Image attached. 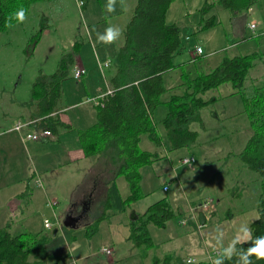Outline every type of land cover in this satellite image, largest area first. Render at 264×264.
<instances>
[{
	"label": "rangeland",
	"instance_id": "obj_1",
	"mask_svg": "<svg viewBox=\"0 0 264 264\" xmlns=\"http://www.w3.org/2000/svg\"><path fill=\"white\" fill-rule=\"evenodd\" d=\"M135 1L136 0H126V7L122 8L119 4V0H117L116 11L109 14L104 10L106 0H39L32 3L27 10V19L24 23L17 24L14 22L12 28L7 27L5 30L0 31V142L3 137L6 136L4 133H8L11 137L13 136V132L4 131L9 126L10 127L6 131H15L20 136H18L19 140L14 138L15 144H17V141H21L18 151L16 149V156H14L11 161L10 159H6L12 164L11 171L8 174L9 176L7 175L6 178L13 180L14 183L10 184L9 186L11 187L9 188L0 183V224H5L3 226H6V223H9L10 226L8 228L11 232L52 231L54 227H57V225H54V218L50 214V211L43 206H35L32 211L26 213L27 215L24 214L23 217H19L18 214L16 219L15 217L10 218L9 215L6 216L9 210L6 195L12 191L17 192L22 187V185L18 183L19 178L25 177L24 181L28 183L34 180L33 168L37 166L36 160L41 158V155L42 157L43 155L46 157V154H52L50 151L52 149L51 144L44 146L43 144L48 143L37 142L42 138L34 140L22 138L26 131H37L38 129L35 126L25 124L19 131L10 130L18 121H25V119H20L22 116L20 114L24 112L26 115L28 112L32 114V110L36 108L34 104H31L32 100L30 96L31 86L35 78L40 73H50L56 70L62 56L66 52L71 51L76 44L75 41H78V43H81H79L80 47L78 46L79 52L74 55V62H72V64L76 62L75 57L77 58V56H80L81 61L88 67L87 73L84 74V77L81 79L85 81L88 73L92 70L89 68L91 67L90 60L91 62L94 61L96 70L93 71V77L100 81V84L95 85V88H104L105 85L101 74L103 73L108 77L110 71L111 73L113 72L114 67H105L99 70L97 65L98 60L93 55L92 50L97 48V57L102 58L109 53L108 50H102V45L112 49L118 46V43L122 41L123 35L113 44H100L96 42L95 34L96 32H103L104 29L109 26V23L117 25L124 30L125 24L133 12ZM176 1L178 0H173L171 2L168 10ZM184 1L185 5L181 6L180 4L178 8L175 3L171 10V12L175 10L174 13L177 15L178 19L173 22H168L166 19L167 10L165 20L168 23H175L178 25L181 35L183 36L185 47L183 52L191 50L194 53L196 46H200L203 51L197 56L192 66H184L188 74L190 73V75H193L200 71L209 70L207 53L214 54L209 57L212 60H217L224 55L251 53V51L254 50L253 47H257L258 50L264 52V17H260L261 14L264 16V0H257L248 10L240 11L234 15H232L228 9L217 4V0H207L208 2H213L209 11L215 14L216 24L200 30L198 29L200 20L198 8L196 12L192 14L190 12L196 10L194 9L196 4H198V7L201 6L203 0ZM190 7H192V11L188 9ZM183 9L187 10L181 18L180 13H182ZM251 21L257 23L255 29H250L248 27ZM183 22L188 23L184 27V31L181 24ZM41 24L46 25V28L40 33L38 40L34 41L35 33ZM187 36L189 40H187ZM115 52L109 55L111 62L114 60ZM258 54V57L262 56V53L259 52ZM72 64L70 63L68 66L70 72L69 76L62 82V97L66 99V105H68L69 100L75 98L78 94L86 92V89L80 91L77 86L74 87L77 80L70 76L73 67ZM260 64L263 65L264 63L260 62ZM253 66L254 64L250 68ZM181 71L182 69L180 68L178 71L176 70L172 73L175 80H178L176 81L177 83L181 81ZM248 73L244 85H246ZM247 87L248 86H246V88ZM231 89L229 83H224L209 91L218 99L213 106L210 105L205 109H200V117L203 125L199 123L193 124L194 128L198 130L199 141L190 147L181 148L173 155V157L177 159L176 165L179 166V172L185 168L186 172L196 171L195 173L198 176V179L196 177L192 182L185 183L184 186L191 189L192 184L197 185L203 182L202 191L198 195L194 194V197H188L187 201H185L182 200L181 197H178L181 191L178 192L174 190V193L173 190H168L170 187L163 190V185L161 186V183L165 180H169L168 182L173 186L175 178L172 175L167 176L166 173H155L153 181L148 180L144 183L143 180L144 190L149 189L151 185L154 186V190H168V194L171 195V198L174 199L176 196L175 202H178L172 203L174 205H181L185 210L183 219L177 215L176 218L168 221L163 228L153 224L148 225L152 239L158 244L157 248L152 250L158 255L169 251L170 248H175L174 251L179 252L184 259H186L187 256L195 258V261L207 259L206 251L214 249L219 251V245L212 239L217 226L224 231L223 243L227 245L237 234L238 228L244 224L248 225V222L255 218L257 214L256 202L259 196L258 176L254 172L248 171V169L241 164L237 156L243 148L251 129L249 127L248 118L242 110V100L240 96L238 94L224 96L231 91ZM91 96L92 95L81 97L78 101V106L83 107L91 105L92 103L85 101L87 97ZM225 103L231 106L238 105L239 108L237 110L225 112ZM67 107L68 106H66V108ZM69 109V112L73 111L71 110L72 108ZM159 109H163V116L165 115V105L159 104L153 111L154 118H156L155 113H157ZM56 112H58V109ZM201 113H203V115H201ZM34 116L37 115L27 117V119L40 120V116ZM158 131L162 133L163 128L158 127ZM22 144L26 145V149H23ZM27 144L30 145L27 146ZM139 146L147 150L154 149V144L149 141L145 135H142ZM164 148L165 146L162 145L158 149L163 151ZM190 154L194 156L196 160L193 162L191 161L189 165L182 163L181 160L178 159L181 158L180 156L189 157ZM91 160L93 161V158H91ZM86 161L90 167L93 166V168H91L92 172L86 170V173L80 181V185L74 193L75 198L83 201L82 209L75 215V219H79V221L76 222L80 223H76V226L73 228L68 227V229L65 228L63 230L60 228L58 235L62 236L63 239L60 236H58L59 238L54 237L53 240L57 242V244L52 246L51 249L59 252H67L71 244L69 245L68 243L69 237H65L63 234L66 236L73 234L76 243L83 248H88L90 251L87 257L77 259L75 264H149L150 255L153 251L150 250L149 256L145 259L138 255L137 250L131 252V243L127 239L128 225L124 228L122 224L120 226V224L115 223L114 229L116 231H111L113 229L112 223H114L111 220L112 216L109 218L111 221L105 219L98 224L96 223V229L90 234L87 233L89 229H91L90 226L83 227L82 223L88 222L90 217L95 214L97 203L99 202H95L98 197L94 196L93 199L91 193H88V195L84 197L87 182L96 172H98L97 179H107L112 176L109 173L106 162V164H101L100 162H102V160L99 159L97 162L99 165L97 170L95 163L89 160ZM86 164L84 166L90 168L86 166ZM52 165L53 162L51 163V166ZM191 167H193V169H191ZM12 168L14 169L12 170ZM62 168L63 166L54 164L50 177L48 176L49 173H47V177L45 175L44 177L39 175L40 180L38 179L37 182H33L34 184L31 185L35 190L38 189V192L41 194H44L45 189V191L49 190L57 195L53 198L57 201V205L54 204L53 206H56L53 209L57 215H61L60 218L64 216V207L68 202V197L64 195L66 184L62 183L59 187L51 190L48 188L45 177L46 179L57 178L58 175L60 176L59 173ZM155 168L156 167H153L152 169L154 170ZM145 169L146 168H140V171L143 172L144 170V175ZM82 172L83 166H79V171L76 170L74 173L73 182L79 181ZM201 177L204 178L201 179ZM119 179L118 187L120 193H122L126 188V182L121 176ZM88 188L89 186H87V189ZM56 191H58V193ZM141 191L144 192L142 187ZM48 196H50V194ZM209 197H212L213 202L204 209V217L202 216V211L200 212V209L198 210L199 214L196 219L199 221V216L200 218L203 217V220L207 223L202 227L201 231H199L194 222V225L188 224V219H190L188 207L189 205L196 204L203 198L207 199ZM53 199H51V201ZM85 210L90 212L89 216ZM45 217L54 225L50 229L43 227V218ZM2 221L4 223H2ZM126 221L125 219L124 222ZM93 226L94 225H92V227ZM109 232H113L116 236L110 238ZM111 239L114 244H111ZM51 244H53V242ZM110 244L114 248V253L113 261L108 263L105 255L106 252L104 253L102 249L101 252L99 248ZM67 245H69V247H67ZM97 251L101 253L96 255ZM74 252L75 251H72L71 256L65 254L60 257L58 264H71L72 258L75 257Z\"/></svg>",
	"mask_w": 264,
	"mask_h": 264
},
{
	"label": "trees",
	"instance_id": "obj_2",
	"mask_svg": "<svg viewBox=\"0 0 264 264\" xmlns=\"http://www.w3.org/2000/svg\"><path fill=\"white\" fill-rule=\"evenodd\" d=\"M36 1L39 0H0V31L7 28L6 19L12 12L20 8L28 10ZM172 1H135L131 17L123 30L122 44L117 48L114 60L106 66L114 67L108 78L111 91L103 96L102 104L94 105L95 122L86 128L76 129L84 155L93 158L97 170L99 159L102 160L101 164L106 162L112 175L105 180L106 193L101 202V210L86 226L91 228L87 233L95 230L97 227L95 224L101 220L133 208L136 200L144 196L140 185V168L163 158L164 150L190 147L198 142V130L191 124L202 125L200 109L218 99L207 93L221 84L229 83L232 89L224 96L234 94L240 96L242 110L251 129L237 156L248 171L258 176L256 216L259 214L261 218L257 220L255 216L248 226L254 236L264 235V85L253 84L248 88L244 85L248 70L259 56V52L224 55L213 68L193 75H189L182 68L180 83L182 90L178 93L170 92L169 96L163 99L162 94L169 90L164 84L163 75L180 66L174 63V57L185 48L178 25L165 20ZM256 1L216 2L234 15L248 10ZM212 5L213 2L204 1L199 6V30L216 24L215 14L205 16ZM45 28L44 24L39 26L34 41L38 40ZM186 38L188 39V36ZM75 43L73 49L62 56L56 70L38 74L31 86V104L36 106L35 114L40 116V120L32 124L36 128H49L56 134L60 130L72 129L70 125L51 114L60 105L62 82L69 76L68 66L74 62V55L79 52L78 46L81 43L78 41ZM159 104L165 105L166 113L161 118H154L153 111ZM158 126L163 128L162 133L158 131ZM142 135L154 144L153 150L139 146ZM162 145L165 146L163 151L158 149ZM120 176L127 185V193L124 196L120 193L116 181ZM29 190L26 186L19 194L24 196ZM184 213V208L179 204L174 205L168 193L149 204L142 213H135V217L127 223V239L132 249L137 250L140 257L147 258L150 250L158 246L152 239L148 225L163 228L168 221L177 215L183 217ZM199 220H203V217L199 216ZM188 224L194 225L191 219H188ZM54 237L56 238L50 230L12 233L8 226L0 227V264L55 263L68 253L51 249L57 244L53 240ZM68 241L71 242L70 239ZM184 263L187 262L182 255L174 250L163 252L161 255L153 251L149 262V264ZM191 264H211V259H202ZM225 264L234 262L226 261ZM256 264H264V260Z\"/></svg>",
	"mask_w": 264,
	"mask_h": 264
},
{
	"label": "crops",
	"instance_id": "obj_3",
	"mask_svg": "<svg viewBox=\"0 0 264 264\" xmlns=\"http://www.w3.org/2000/svg\"><path fill=\"white\" fill-rule=\"evenodd\" d=\"M204 1H207V0H203V2ZM175 3L178 6V8L180 7V4H181V6L185 5L184 0H178ZM175 3H174V5H175ZM174 5H172L171 8L168 10L167 17H166L168 22H173V21H176L178 19L177 15L174 13L175 10H173L171 12ZM192 7L188 8L189 11H192L191 10ZM197 8H199L198 4H196L194 7V9H196V10H194L190 13L192 14V13L196 12ZM186 10L183 9L182 13H180L181 18H182V16H184ZM209 13H210V11H208L205 14V16L207 17L208 15L211 14V13L210 14ZM261 16L264 17L262 14L260 15V17ZM181 24L183 27L182 29L184 31V27L188 23L183 22ZM256 27H257V25H256ZM242 37H244V36H242ZM187 40H189V37ZM122 41H123V38H122ZM122 41L118 43V46L113 47L112 49L106 47L105 45H102V47H101L102 50L103 51L108 50V52H109L106 56H104L102 58L97 57V54H98L97 48L93 49L92 53L99 62V61H101V59L103 60L105 58H109L110 57L109 55L111 53H114L117 50V48L122 44ZM207 47H209V46H207ZM191 48H193V47H191ZM253 48H254V50H252V51L260 52V53H262V56L258 57L255 60L254 66L252 68H250L248 71L249 73H248V77L246 79V85H245L248 87H250L253 84L254 85H264V64L263 65L260 64V62L264 63V52L262 50H258L257 47H253ZM200 54L201 53H199V54H197L196 52L193 53L191 50H189L188 52L185 51V52L174 57V63L180 64V66H178L174 69H171V70L167 71V73L164 74V78H163L164 84L167 88H169V90H168V92H164L162 94L163 99H166L169 96L170 92H177L178 93L182 90L181 85H180V83L182 81L177 83L176 81H178V80H175V78L173 77L174 75L172 73L175 72L176 70L178 71L180 68L184 69V66H187V65L192 66L193 62L196 60L197 56H199ZM236 54H238V53H236ZM211 55H214V54L207 53V59H209L208 62H209V67H210L209 69H211L215 65H217L218 62L220 61L221 57H222V56L219 57L217 60H212L209 57ZM75 61L76 62L73 63L72 66L75 67L77 65V66L84 67V69H85L84 74H86L88 71V67L81 61L80 56H77V58L75 57ZM90 64H91V67H89V68H91L92 70L88 73L87 79H85V81L81 80L84 77L83 76L84 74H83L80 77V79H76L77 82H75V86H74V87L77 86L80 89V91H82L83 89H86V92L83 94H78L75 98H72L71 100H69L68 105L65 104L66 99H64V97H62V100L60 101V105L58 107V112L55 111L56 113L54 114V116L59 118V120L70 125V127L72 129L60 130L58 134L52 132L51 136L38 140L37 142L48 143V144H43L44 146H48L49 144H51L52 149L50 151L52 152V154H46V157H44V155H43L44 158L41 155V158L36 160L37 166H35L33 168V171H34L33 175L35 176L34 180H31L28 183V182L24 181L25 177L19 178L18 183L21 184L22 187L17 192L12 191L6 195V201H8V204H9V210L7 211L6 216L9 215L10 218L15 217V219H16L18 214H19V217H21V216L23 217L24 214L32 211L35 208V206H38V207L43 206L46 209H48V211H50V214L54 218V223H55L54 225L55 226L57 225V227H54V228H56V232H55V234H53V236H56V238H59L58 236H60V235H58L60 228L62 230L65 228L68 229V227L73 228L76 226V223H80V222H76V221H79V219L78 218L75 219V215L79 212V210L82 209L83 201L75 198L74 193H75L76 189L78 188V186L80 185V181H81L83 175L86 173V170L87 171L89 170L90 172H92L91 168H93V166L90 167V165H88L86 160H89L92 163H94V160L92 161L91 158L84 155V153L81 149V146H80L79 139H78L77 134H76V129L77 128H86V127L92 125L96 120V111H95L93 103L91 105H87V106L80 105L83 107H79L78 101L83 96H88V95H92L91 97L96 96L99 93L103 92L107 87L110 86L108 78L110 76L111 71H110L108 77H106L105 74H103V73L101 74L105 87L101 88V89L95 88V85L100 84V81L96 80L93 77L94 76L93 71L96 70V66H94V61L91 62V60H90ZM97 65H98V63H97ZM73 67H72V69H73ZM98 67H99V70L102 69V67H100L99 65H98ZM72 69H71V71H72ZM205 71H207V70H205ZM189 75H190V73H189ZM207 94H209V96L214 95L213 93H210V92ZM76 99H78V100H76ZM214 104H216V103L214 102L210 105L213 106ZM210 105H208V106H210ZM66 106H68V107L66 108ZM208 106H205L203 108L205 109ZM69 108H72L71 110H73V111L69 112V110H70ZM238 108H239L238 105L231 106L230 104L225 103L224 111L228 112V111H232V110H237ZM36 109L37 108H35V110H32L33 112L31 111L32 114H30L28 111H27L28 113L26 112L27 115L25 114V112L23 114H20V115H22L20 117V119L26 120L27 117L36 115L35 114ZM201 110H202V108H201ZM155 115L157 118H159V117L161 118L163 116V109H159L157 111V113H155ZM201 115H203V113H201ZM34 117H36V116H34ZM193 124H192V127H194ZM202 125H203V123H202ZM32 126H35V125H32ZM158 127H160V126H158ZM7 129H5L4 131L5 132H13V136L11 137L8 133H4V134H6V136L3 137L2 141L0 142V183L9 188V187H11L9 185L13 184L14 182H13V180L6 178V176L10 173L11 166H12V164L10 162H8L6 159H10V161H11V159H13V157L16 156L15 155L16 149L18 151V147H19V144L21 141H17V144H15L14 138H17L19 140L18 133L15 131H6ZM141 140H142V138H141ZM30 142H34V141H30ZM22 143H24V142H22ZM29 145L30 144H27V146H29ZM22 147H23V149H26V145L22 144ZM181 148H185V147H180V148H177V149H174L171 151L164 150L163 152L165 153V156L163 158L154 161L152 165H149V166L146 165V166L142 167V169L146 168L145 169V175H144V170H143V172L140 171L141 172L140 185H141L143 191L145 192L144 196L139 198L138 200H136L133 208H131V209L128 208L125 211H123L122 213H119V214L111 217L112 222H114V223H112L113 229L111 231H113V230L116 231L114 229V225H116L115 223L120 224V226L122 224L124 226V228L127 227L128 221L135 217V213H142L147 208V206L149 204H151L152 202H154V201L162 198L163 196H165L168 193V190L169 191L173 190L174 193H175V191H178V192L181 191L180 192L181 196L178 195V197L179 198L181 197L182 200H185V201H187L188 197H194L193 196L194 194L198 195L202 191L203 182H201L202 184H197V185L192 184L191 189H188L187 187L184 186L185 183L192 182L196 177L198 179V176L195 173L196 171L195 172H191V171L186 172L185 168H183L181 170V172L178 171L179 166L176 165L177 159L174 158L173 155H174V153L179 151ZM17 153H19V152H17ZM190 156L194 158V156H192L191 154H190ZM180 157L181 158H178V159L181 160L182 158L188 157V156H184V157L180 156ZM194 160H196V159H194ZM52 162H53V165L51 166ZM54 164H58V165L63 166L61 172L59 173L60 176L58 175L57 178L46 179L47 173H49L48 176L50 177V173H51V170H53ZM85 164H86V166H89L90 168L85 167L84 166ZM189 164H190V162L186 163V165H189ZM79 166L80 167L83 166V172L81 174L82 176L78 182L77 181L73 182L74 173L76 170L79 171ZM153 167H156V168L153 170L152 169ZM14 168H12V170ZM191 169H193V167H191ZM155 173H166L167 176L172 175L175 178L173 186L171 185V183L168 182L169 180H165L163 183H161V186L167 185L168 187H170L167 191H162L159 189L154 190L153 189L154 186H152V185L150 186L149 189H146L147 191L144 190L143 180H144V183H146L148 180L153 181ZM39 175H41L42 177H44V175L46 176L45 177L46 183L48 185V188L51 190H54V188L59 187V185L62 183L66 184L64 195H66L68 197V202L66 203V206L64 207L65 212H64V216L62 218H60L61 215H57L53 209L57 205L56 203H55L56 204L55 206H50L47 204L48 201H51V199H53L57 195L52 193L49 190L45 191V189H44V194H41L40 192H38V189L35 190L31 186L32 184H34L33 182H37V180L39 179ZM202 178H204V177H201V179ZM105 180L106 179L103 180L101 178L97 179V174L95 173L94 176L90 177V179L87 182V185L85 187V196L84 197H86L88 195V193L92 194L91 196L93 197V199H94V196L98 197L95 200L96 203L99 201L97 203L98 205H97V210L95 211V214L101 210V207H102L101 202L103 201V199L105 197V193H106V184H105L106 181ZM119 180L120 179L118 177L117 183H119ZM170 182H171V180H170ZM26 186L29 187L30 190L26 193V195H24V196L20 195L19 193L22 192L24 190V187L26 188ZM87 186H89L88 189H87ZM56 192L58 193V191H56ZM126 193H127V185L121 194L124 196ZM49 194H50V196H48ZM175 200H176V196L174 197V199L172 198V202L178 203V202H175ZM217 200H215V201H217ZM52 201H56V200L53 199ZM199 201H201V200H199ZM219 201H220V199H219ZM218 202H217V204H218ZM85 212L88 213V216L90 215V212H88V210H85ZM202 213H203L202 216L204 217V210H202ZM95 214H93L90 217L88 222L82 223L83 227H86L92 221V218ZM0 215H1V211H0ZM45 218H43V220ZM125 219L127 220L126 222H124ZM111 220L109 219V221H111ZM74 222H75V224H72ZM2 223H4V222L2 221ZM3 225H5V224H0V227H3ZM6 226L9 227L10 226L9 223H6ZM43 227H44V225H43ZM109 234L111 236L110 238H113L116 236L113 232H109ZM63 235L65 237H69V239L71 241V242L67 241L69 243V245L71 244V247L68 248V251H67L68 255L71 256L72 251H75L74 252L75 257L72 258L71 264H75L77 259H83L89 255V252H90L89 249L83 248L81 245H78L76 243V240L73 238V234H71L70 236L69 235L66 236L65 234H63ZM60 237L63 239L62 236H60ZM111 241H112V239H111ZM111 244H114V242L112 241ZM111 244L107 245V246H102L101 248H99L100 251L103 247H107L110 249L109 253L104 252L106 255V259L108 260V263L113 261L114 248ZM69 245H67V247H69ZM174 249L175 248H170L169 250H174ZM130 250H131V252H135L134 249H132V248H130ZM100 251H97L96 255L98 253L102 252V251L101 252ZM55 263L58 264L59 262L57 261Z\"/></svg>",
	"mask_w": 264,
	"mask_h": 264
},
{
	"label": "clouds",
	"instance_id": "obj_4",
	"mask_svg": "<svg viewBox=\"0 0 264 264\" xmlns=\"http://www.w3.org/2000/svg\"><path fill=\"white\" fill-rule=\"evenodd\" d=\"M122 8L126 7V0H119ZM117 0H106L104 10L106 13H114L116 11ZM27 19V10L20 8L12 12L6 19V27L12 28L14 23H24ZM123 35V30L109 23V26L103 32H96L95 40L100 44H113ZM261 217L258 214L256 219ZM224 231L217 226L212 239L219 245L218 254L211 258V264H225L226 261H233L234 264H256L258 261L264 260V235L254 236L250 226L241 225L237 234L224 245ZM244 245H248L244 247ZM191 264V261L188 262Z\"/></svg>",
	"mask_w": 264,
	"mask_h": 264
},
{
	"label": "built area",
	"instance_id": "obj_5",
	"mask_svg": "<svg viewBox=\"0 0 264 264\" xmlns=\"http://www.w3.org/2000/svg\"><path fill=\"white\" fill-rule=\"evenodd\" d=\"M256 25L257 23L256 22H250L248 24L249 28L251 29H255L256 28ZM197 50L200 51V48L197 47ZM107 63L108 61H104L101 59V61L98 62V65L102 68H105L107 66ZM85 72V69L81 66H75L73 67L72 71H71V76L73 78H79L81 77ZM110 88L107 87L103 92L99 93L98 95L96 96H93V97H87L85 99V101L87 102H90V103H94V104H99L100 100L103 98L104 95L108 94L110 92ZM35 119H29V120H25V121H18L14 127H11L10 130H17L19 131L21 128H23V126L25 124H33L35 123ZM38 130L35 131V132H29V131H26L24 134H23V139H31V140H34V139H39V138H46V137H49L52 135V132L50 131L49 128H44V127H39L37 128ZM194 158L189 156V157H184L181 159V162L182 163H188V162H191L193 161ZM167 189V185H163V190H166ZM212 197H209L207 199H203L201 201H198L196 204H193V205H189L188 207V212H189V217L190 219L195 223L197 229L199 231H201L202 227L204 225H206V221L204 220H197L196 218H198V210L200 209V212L202 210H204L205 208H207L211 203H212ZM56 203V201H48V205L50 206H53L54 204ZM43 225L45 228L47 229H50L52 226H53V223L48 219V218H45L43 220ZM102 251L106 252V253H109L110 252V249L109 248H106V247H103L102 248ZM207 253V259H211L213 257H215L218 253V250L214 249V250H211V251H206ZM195 258L193 257H187L185 259V261L188 263L189 261L192 262H195ZM52 264H57V263H52Z\"/></svg>",
	"mask_w": 264,
	"mask_h": 264
},
{
	"label": "bare ground",
	"instance_id": "obj_6",
	"mask_svg": "<svg viewBox=\"0 0 264 264\" xmlns=\"http://www.w3.org/2000/svg\"><path fill=\"white\" fill-rule=\"evenodd\" d=\"M197 47L200 48V51L197 50ZM201 51H202L201 47H200V46H196V48H195V52H196L197 54H199ZM104 61H108L107 66L110 64V58H105ZM83 68H84V67H83ZM79 78H80V77H79ZM79 78H77V79H79ZM93 104H94V103H93ZM99 104H102V99L100 100ZM94 105H97V104H94ZM55 113H56V112L54 111L51 115H54ZM27 120H29V118H28ZM35 122H37V121H35ZM35 124H36V123H35ZM182 219H183V217H182ZM63 224H64V223H63ZM72 224H74V223H72ZM209 260H210V259H209Z\"/></svg>",
	"mask_w": 264,
	"mask_h": 264
},
{
	"label": "water",
	"instance_id": "obj_7",
	"mask_svg": "<svg viewBox=\"0 0 264 264\" xmlns=\"http://www.w3.org/2000/svg\"><path fill=\"white\" fill-rule=\"evenodd\" d=\"M66 224V223H65ZM55 232H56V228H54L53 230H52V234H55Z\"/></svg>",
	"mask_w": 264,
	"mask_h": 264
}]
</instances>
